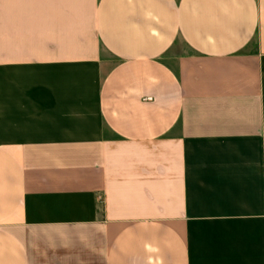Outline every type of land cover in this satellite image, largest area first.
<instances>
[{
	"label": "crops",
	"instance_id": "crops-1",
	"mask_svg": "<svg viewBox=\"0 0 264 264\" xmlns=\"http://www.w3.org/2000/svg\"><path fill=\"white\" fill-rule=\"evenodd\" d=\"M0 264H264V0H0Z\"/></svg>",
	"mask_w": 264,
	"mask_h": 264
}]
</instances>
